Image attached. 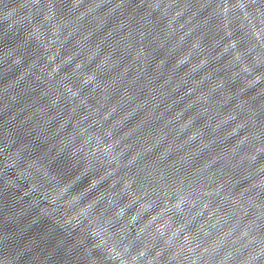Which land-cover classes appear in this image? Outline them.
<instances>
[{
    "label": "water",
    "instance_id": "water-1",
    "mask_svg": "<svg viewBox=\"0 0 264 264\" xmlns=\"http://www.w3.org/2000/svg\"><path fill=\"white\" fill-rule=\"evenodd\" d=\"M110 245L264 264V0H0V264Z\"/></svg>",
    "mask_w": 264,
    "mask_h": 264
},
{
    "label": "clouds",
    "instance_id": "clouds-1",
    "mask_svg": "<svg viewBox=\"0 0 264 264\" xmlns=\"http://www.w3.org/2000/svg\"><path fill=\"white\" fill-rule=\"evenodd\" d=\"M63 191H64V189L61 188L57 195L62 194ZM77 199H78V197L73 196L71 198V200L68 201V203L75 202ZM90 208H91V204H85L81 207H78L77 210L71 216L66 218L65 222L76 221L78 216H86L88 211L90 210ZM119 211L122 212V210H119ZM107 251L112 254V257L114 259L119 258L120 264H138V261L140 260V258L145 256V249H143V248L139 249L137 252L133 253L131 255L130 259H124L122 256V253L120 251H117L111 245L108 247ZM189 251H191V249H189ZM124 252H128L127 247L124 248Z\"/></svg>",
    "mask_w": 264,
    "mask_h": 264
}]
</instances>
